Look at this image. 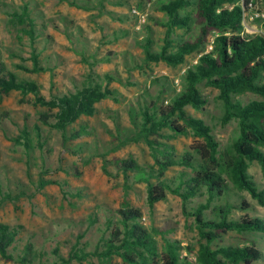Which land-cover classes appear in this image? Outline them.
Here are the masks:
<instances>
[{"label":"trees","instance_id":"16d2710c","mask_svg":"<svg viewBox=\"0 0 264 264\" xmlns=\"http://www.w3.org/2000/svg\"><path fill=\"white\" fill-rule=\"evenodd\" d=\"M61 1L81 9L95 3V0ZM149 1L167 16L166 32L163 45L155 50L153 28L149 22L144 24L147 33L140 40L144 61L165 62L173 67L187 64V67L182 73L180 90L173 96L167 98L166 85L156 97L145 102L139 99L138 110L131 107L136 132L115 147L118 149L128 141H143L151 149L154 163L144 166L130 156L118 160L115 166L123 175L127 193L135 183H145L151 208L166 200L169 194L179 197L184 216L193 220L198 240L195 245L183 246L179 240L168 238L160 226H146L142 209L126 203L118 210H104L110 232L103 238V248L94 255L100 259L117 255L128 264H189L190 257L182 255V250L186 249L195 254L199 264H252L263 255L257 241L219 242L231 232L245 236L264 231V218L253 214L255 205L264 206V186L261 187L251 173L256 163L264 176V18L257 19V31H246V24H251L246 18L251 0H112V3L130 7L134 2L143 8ZM30 13L32 10L27 3L22 15L29 20V28L24 31L32 40L33 67L21 65L19 68L32 73L52 72L53 68L42 63L36 41L43 38H39ZM134 13L132 10L117 18L128 22ZM177 29H195L197 35L179 38L174 35ZM131 31L129 27H120L112 32L108 43L128 37ZM212 36V47L206 50ZM45 38L48 40L49 36ZM200 52L196 62H187L190 55ZM114 54V50H108L101 57L94 54L91 62L85 52L83 61L91 66V71L81 81L72 79L74 89L57 92L50 99L42 95L38 82L21 77L0 58V94L19 91L24 96L33 95L36 104L55 111V122L51 125L62 131L64 141L78 139L88 133L89 127L82 124L69 134L70 126L83 117L95 116L98 103L108 97L120 102L121 93L110 87L113 81L119 80L118 75L94 70L98 63L110 62ZM206 88L218 91L223 106L222 124L232 121L238 124V136L226 148L221 147L212 125L189 111V107L198 111L206 109L210 103ZM249 94L254 97L245 98ZM40 119L49 123L45 113L40 114ZM24 134L29 140L27 124ZM179 135H192L195 139L182 154L169 142ZM26 145L30 146L28 142ZM107 155H102L106 173ZM171 169L175 174H168ZM55 183V180H40L42 188ZM91 219L97 221L95 217ZM19 232L18 226L0 223V255L8 261L33 264L27 255L16 257L10 251ZM155 235H161L162 244ZM27 247L30 251V245ZM84 249L72 250L68 258L60 257V261L51 264H72L74 259L83 263L91 254Z\"/></svg>","mask_w":264,"mask_h":264},{"label":"rangeland","instance_id":"374dc122","mask_svg":"<svg viewBox=\"0 0 264 264\" xmlns=\"http://www.w3.org/2000/svg\"><path fill=\"white\" fill-rule=\"evenodd\" d=\"M149 2L150 6L145 3L140 8L134 2L130 7H123L113 4L112 0H95L89 8L81 9L61 0H0V58L21 77L38 82L47 99L57 92L74 89L72 79L81 81L91 71V66L83 61L85 52L92 62L94 54L101 57L108 50L116 51L110 62L98 63L94 70L116 73L119 80L113 81L110 87L121 92L120 102L108 97L98 103L95 116L83 117L70 126L69 134L82 124L89 130L80 138L68 141H64L61 130L51 125L55 122V111L36 104L33 95L24 96L19 91L0 94V223L20 228L17 240L10 247L16 257L25 254L33 264H51L60 261V257L68 258L72 250L85 248L91 254L83 263L74 259L72 264H128L117 255L110 259L94 255L103 248V238L110 232L104 210H118L126 203L142 209L146 226H160L168 238L179 240L185 247L197 243L193 220L184 216L179 197L169 194L166 200L151 208L145 183H135L127 193L123 175L115 166L118 160L130 156L144 166L154 163L151 149L143 141H128L118 149L115 147L136 132L131 107L138 110L139 99L145 102L156 97L166 85L167 98L173 96L181 87L176 79L181 81L182 70L187 67V64L173 67L165 62L144 61L140 43L147 33L144 24L149 22L153 28L155 50L163 45L166 32L167 16L154 8L153 1ZM251 2L246 18L253 25L246 24L248 32L257 31V19L264 18V1ZM27 3L39 38H43L36 41L42 63L53 68L52 72L32 73L19 68L21 65L33 67L32 40L24 31L29 28V20L22 15ZM133 9L137 12L128 22L117 18L132 13ZM122 26L131 28V35L108 43L112 32ZM174 35L188 38L197 35V31L177 29ZM45 36H49L48 40ZM213 38L209 39L206 50L211 49ZM200 55L201 52L190 55L187 62H196ZM204 91L210 98L206 109L198 111L189 107V111L212 125L221 147L226 148L238 136V124L236 121L222 124L223 106L218 91L210 88ZM248 97L254 96H245ZM41 113L48 115L49 123L41 121ZM26 124L29 140L24 134ZM194 140L192 135H179L169 142L182 154ZM103 154H108V173L103 169ZM251 173L264 186L258 164L251 167ZM168 174H175V170H169ZM42 178L57 183L42 188ZM253 214L264 218V206L255 205ZM91 217L97 221L93 222ZM155 238L162 244L161 235ZM246 239L257 241L263 252L252 264H264V231L245 236L231 232L219 243L239 244L247 242ZM182 255L190 257L189 264H199L195 254L186 249ZM0 264L20 263L0 255Z\"/></svg>","mask_w":264,"mask_h":264},{"label":"built area","instance_id":"2783aa9c","mask_svg":"<svg viewBox=\"0 0 264 264\" xmlns=\"http://www.w3.org/2000/svg\"><path fill=\"white\" fill-rule=\"evenodd\" d=\"M250 4H252V2H250ZM148 6H150V2L148 3ZM133 11H134V12H137L136 9H133ZM185 70H186V69H183V70H182V73L185 72ZM179 82H180V80H179V78H177V79H176V83H177V85L179 84ZM195 258H196V257H195ZM195 258H194V259H195Z\"/></svg>","mask_w":264,"mask_h":264},{"label":"crops","instance_id":"0c3cea01","mask_svg":"<svg viewBox=\"0 0 264 264\" xmlns=\"http://www.w3.org/2000/svg\"><path fill=\"white\" fill-rule=\"evenodd\" d=\"M121 93V92H120Z\"/></svg>","mask_w":264,"mask_h":264}]
</instances>
